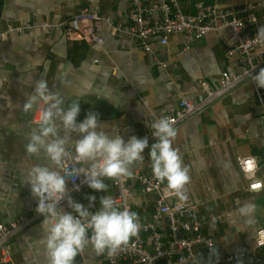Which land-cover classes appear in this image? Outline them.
I'll list each match as a JSON object with an SVG mask.
<instances>
[{"label":"crops","instance_id":"0c3cea01","mask_svg":"<svg viewBox=\"0 0 264 264\" xmlns=\"http://www.w3.org/2000/svg\"><path fill=\"white\" fill-rule=\"evenodd\" d=\"M178 1L185 13L194 12L195 1L235 9L264 2ZM82 9L110 18L114 26L130 24L129 0H4L0 30L6 25L27 26L44 20L59 23ZM255 15L259 28L264 25V6L256 8ZM101 35L103 45L99 46L66 38L61 27L48 32L30 27L0 41V223L30 214L37 198L24 182V173L38 163L47 165L46 160L29 157L25 150L34 114L24 113L23 104L34 81L46 79L50 89L64 97L65 109L72 100L85 105L91 95L106 101L121 115L98 117L100 123L108 134L117 132L127 142L131 136L142 134L150 112L163 113L181 98L195 100L200 81L213 87L219 73L228 69L226 46L217 33L202 38L172 35L164 46L155 43L152 53L143 52L134 39L109 26H103ZM159 61L166 62L167 67L162 68ZM85 117L79 113L77 121ZM175 129L173 147L189 170L186 184L197 206L195 217L201 233L214 240L210 248H197L200 264H220L229 254L252 247L256 230L264 228V186L248 190L236 162L238 155L254 157L256 177L264 185V88L244 82ZM78 138L72 134L73 140ZM149 149L143 165L146 173L153 172ZM114 181L105 179L107 192L88 186L79 190L75 201L89 210L92 205L98 209L96 202L102 196L116 194ZM90 196L96 197L94 203L90 204ZM153 199L139 187L134 190L130 202L139 220L150 218ZM245 204L254 206L249 215L239 211ZM61 207L72 212L67 202ZM42 220L40 217L11 240L12 264H47ZM105 253L97 254L89 246L77 255L74 264H107ZM259 253L264 259V249ZM249 263L245 258L230 264Z\"/></svg>","mask_w":264,"mask_h":264},{"label":"built area","instance_id":"2783aa9c","mask_svg":"<svg viewBox=\"0 0 264 264\" xmlns=\"http://www.w3.org/2000/svg\"><path fill=\"white\" fill-rule=\"evenodd\" d=\"M262 6L264 2L246 4L235 9L223 7L218 3L195 1L194 12L185 13L178 0H129L127 16L130 24L127 25L114 26L110 18L82 9L55 24L44 20L39 24L27 26L6 25L0 30V41H4L12 32L20 33L30 27H37L43 32L61 27L66 38L80 39L102 46L101 30L106 25L134 39L143 52L152 53L155 43L164 46L172 35L202 38L209 33H217L226 46L228 69L219 73L213 87L206 81H200L201 90L195 100L181 98L163 113L150 112L143 123V132L138 136V138L147 137L150 147L155 142L150 126L160 117L169 118L176 128L244 82L252 83L257 89L256 84L251 81V74L254 75L260 68H264V44H258L254 40L258 29L255 9ZM159 64L162 68L167 67L166 62L159 61ZM32 122L34 123V115ZM147 150L145 149L143 162L133 165L132 176L121 177L114 181L117 192L111 197L121 208L127 207L135 212L130 200L134 190L139 187L145 194L154 196L151 216L146 221L139 220L138 233L126 244L112 254L105 253L106 263L200 264L197 248H210L214 245V240L211 236L201 233L200 223L195 217L197 206L187 184L180 189H173L167 182L159 181L153 172L143 171ZM236 162L247 181V189L260 190L264 185L256 177L255 158L238 155ZM72 163L67 161L65 164L63 174L66 176L71 170ZM83 181V176L75 179L66 178L68 195L74 201L78 191L88 186ZM66 202L67 198L61 202V206ZM96 205L99 206V200ZM36 206L37 200L30 214L18 216L7 224L0 223V264H12L9 249L11 240L42 217L35 212ZM96 210V206L92 205L90 211ZM262 249H264V228H258L252 247L229 254L220 264H230L232 261L245 258L250 259L249 264H262L264 259L259 253Z\"/></svg>","mask_w":264,"mask_h":264},{"label":"clouds","instance_id":"9594fccd","mask_svg":"<svg viewBox=\"0 0 264 264\" xmlns=\"http://www.w3.org/2000/svg\"><path fill=\"white\" fill-rule=\"evenodd\" d=\"M254 40L264 44V25L257 29ZM251 81L257 88H264V68L251 74ZM64 103V97L50 89L42 78L33 82L23 104L24 113L34 114L26 136V154L47 161V165L38 163L24 173V182L37 198L35 212L43 217L41 230L47 264H74L77 255L89 246L97 254H112L138 233L136 212L121 208L109 195L102 196L99 208L92 212L68 195L66 178L83 176L88 187L107 192L105 179L132 176L133 165L142 163L145 149H149L147 137L133 135L125 142L117 132L108 134L95 112L78 122L79 104L72 103L65 109ZM150 129L155 142L148 157L154 176L167 181L173 189L182 188L190 177L179 151L173 147L177 130L167 117L153 121ZM73 133L79 138L73 140ZM67 161L73 163L66 176L63 170ZM65 198L72 212L62 209ZM95 200V196L89 197L90 204ZM253 207L245 204L239 211L249 215Z\"/></svg>","mask_w":264,"mask_h":264},{"label":"water","instance_id":"95a60500","mask_svg":"<svg viewBox=\"0 0 264 264\" xmlns=\"http://www.w3.org/2000/svg\"><path fill=\"white\" fill-rule=\"evenodd\" d=\"M4 0H0V15ZM71 102H75L72 100ZM80 114L86 116L89 112H95L101 118H116L121 115V112L110 106L106 101L91 95L86 97V104H80ZM80 262L79 260H76Z\"/></svg>","mask_w":264,"mask_h":264}]
</instances>
